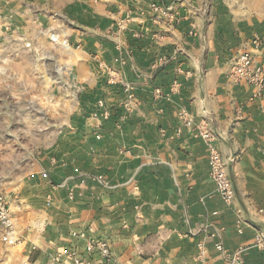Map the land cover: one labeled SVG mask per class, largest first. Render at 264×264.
<instances>
[{
	"label": "crops",
	"instance_id": "0c3cea01",
	"mask_svg": "<svg viewBox=\"0 0 264 264\" xmlns=\"http://www.w3.org/2000/svg\"><path fill=\"white\" fill-rule=\"evenodd\" d=\"M8 48L27 52L10 56L27 79L36 53L58 50L77 101L7 196L20 242H4L0 225V264H229L238 249L264 264V91L228 76L245 49L264 66V16L241 18L224 0H0V61ZM197 125L236 157L230 204ZM92 240L110 255L88 251Z\"/></svg>",
	"mask_w": 264,
	"mask_h": 264
},
{
	"label": "rangeland",
	"instance_id": "374dc122",
	"mask_svg": "<svg viewBox=\"0 0 264 264\" xmlns=\"http://www.w3.org/2000/svg\"><path fill=\"white\" fill-rule=\"evenodd\" d=\"M224 1L241 18L264 16V0ZM47 32L53 42L69 46L67 39L59 40L54 35L53 29ZM5 50V58L0 61V193L10 197L63 130L61 125L71 116L77 95L74 73L70 66L59 64L58 50L34 55V76L30 79L27 66L19 71L18 62L10 58L24 54L26 62L25 49Z\"/></svg>",
	"mask_w": 264,
	"mask_h": 264
},
{
	"label": "built area",
	"instance_id": "2783aa9c",
	"mask_svg": "<svg viewBox=\"0 0 264 264\" xmlns=\"http://www.w3.org/2000/svg\"><path fill=\"white\" fill-rule=\"evenodd\" d=\"M155 10L162 11L163 14L168 15L169 9H164L156 4L152 5ZM54 41L57 39L54 37ZM254 43L258 45L260 39L256 38ZM229 78L234 82H245L252 85L255 88L254 97L261 96L264 91V66L259 63L251 50H242L235 58L231 65L229 72ZM122 85L124 91L127 93L129 98L133 97L134 85L126 80L118 79ZM157 95L162 92L159 88L155 89ZM180 118L184 125L190 127L194 126V119L189 115L188 111L182 110L180 112ZM201 137L205 140L209 148V166L210 176L215 184V191L221 196L224 202L230 204L236 197L235 188L233 181L229 175L228 163L234 162L236 157L225 158L222 153L214 145L215 134L206 125L196 126ZM102 181V176L98 177ZM261 211H263L261 209ZM0 225L3 229V241L10 244L16 245L20 241L15 237V218L10 208L9 200L7 196L0 193ZM254 246L264 249V229L259 231ZM217 249L228 252L222 243H216ZM98 249L101 253L108 257L110 255L109 242L103 240H92L87 245V250L92 251ZM244 249H238L237 251L230 253L228 262L229 264H245L243 259ZM76 264H86V262L78 257L75 258Z\"/></svg>",
	"mask_w": 264,
	"mask_h": 264
}]
</instances>
